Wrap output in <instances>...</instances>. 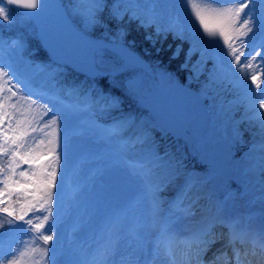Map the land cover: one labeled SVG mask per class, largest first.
<instances>
[{
  "label": "rangeland",
  "instance_id": "1",
  "mask_svg": "<svg viewBox=\"0 0 264 264\" xmlns=\"http://www.w3.org/2000/svg\"><path fill=\"white\" fill-rule=\"evenodd\" d=\"M70 1L80 8V12L86 18L82 22L89 24L87 10L92 7L94 0ZM139 2L148 10L150 18H163L169 25H176L205 37L209 47L219 58L222 68L221 80L233 82L238 88H245L251 84V76L244 79L241 71L230 61L223 40L217 42L198 28L196 12H201L210 24H214L219 21L217 12L235 5L219 2L210 4L208 0H139ZM255 4L257 8L255 15L259 22L264 24V0H255ZM212 9L216 11L213 12ZM8 15L10 22L19 16L17 23L20 27L25 29L32 27V23L19 14ZM0 21L4 23V20ZM245 39L246 56L241 58V63L249 55L261 53L257 60L259 63L264 59L262 47L264 28L257 27L254 34ZM16 53L17 47L10 46V54L14 56ZM95 61L99 69L113 71V76H118L121 80V86L128 84L127 89L135 92L136 97L144 98L149 92L152 79L141 70L127 66L115 54L99 51ZM0 66L10 64L0 58ZM10 68L11 75L15 77L11 83L8 82L9 77H0V146L18 151L20 156L26 155L29 160L36 162L21 165L19 156H11V151L7 154L0 152V181L6 180L10 186L5 189V184L0 183V191L6 192L4 197H0L5 200V204L2 205L10 209L17 208L15 203L19 202V197L30 196L25 192L17 194L11 191L17 187L13 183L15 180L22 184L36 183L41 188L40 182L50 179L47 172L53 170L57 152L60 157L59 165L56 167L57 186H72L67 192H71V198L78 204H73L70 215L64 222L57 225L47 223L45 227L51 231L41 229L37 232L32 229L31 234L28 233L24 238L26 231L16 228L15 234L21 240L15 247H0V257H6L0 259V264H8V261L35 264L32 249L38 239L43 241V235H53L50 243L55 245L56 250H52L48 257L55 255L57 264L61 263L64 254H69L70 258L78 260L77 262L87 264H168L169 249L163 246L159 250L156 248V242L161 234L159 225L164 220L165 227L175 234L177 240L190 238L198 233L205 227H197L201 216L197 211L203 209L202 203L198 204L199 197H204L212 210L209 223L216 219L231 222L235 216L241 222V225H236L237 229L246 233L248 242H256L255 245L259 247L258 242L264 237V230H259L258 227L260 224L264 226V126L258 120L250 118L252 116L250 99L245 116H248L247 119L250 118L251 126L255 127L251 145L259 143L262 146L259 149L255 145L248 152L247 156L251 161L247 165L238 166L226 152L227 144H233L242 138V130L237 124L232 123L231 100H223L222 96L218 95H214V100L210 99L213 105L211 114L215 117L217 125L214 130L211 129L209 135H195L193 139L195 143L201 144V150L216 149L233 170L235 180H239V188H232L230 186L232 182L228 183L229 180H224L218 174H207L202 177L204 180L200 181L199 192L184 188L183 181H167L160 184L153 178L157 184V187H154L149 184L148 176L152 173V177L154 175L157 178L158 164L154 162L156 158L153 157L155 145L124 146V141L111 130L98 127L95 118L89 116L84 122L86 115L62 107L56 100L50 99L43 89H31L30 83L45 80L48 75L49 82L52 81L53 69L50 65L26 66L29 82L27 78L17 76L13 68L11 66ZM5 70L8 71L9 68L5 67ZM132 76L136 79L128 81L129 78H134ZM17 81L20 84H17ZM161 82L164 87H169L171 79L162 74ZM251 86L255 88L254 84ZM261 87H264V84ZM52 89L56 87L52 86ZM14 91L17 92L15 96L12 95ZM200 94L204 98L207 97L205 91H201ZM257 103H264V100ZM84 107L87 106L82 108ZM259 111L264 112V109ZM53 118L58 121L55 125L51 124ZM5 132L9 138H17L16 143L21 146L13 149L12 140L6 142L4 139ZM205 157L207 158V153L204 152L202 158ZM127 158L131 159L134 165H127L125 161ZM10 162L15 174L8 169ZM21 171L26 172L27 176H20ZM34 189L37 188L26 191L32 192ZM162 189L175 192L169 197L168 194L161 193ZM212 192L215 194H211ZM167 196L169 199L164 203ZM154 199L159 202L158 207L154 206ZM32 214L29 213L28 216ZM32 219L34 223H39L42 222L43 216H33ZM170 250L178 261L181 260L184 249L180 248L179 243H174ZM258 250L261 251L260 247Z\"/></svg>",
  "mask_w": 264,
  "mask_h": 264
},
{
  "label": "trees",
  "instance_id": "2",
  "mask_svg": "<svg viewBox=\"0 0 264 264\" xmlns=\"http://www.w3.org/2000/svg\"><path fill=\"white\" fill-rule=\"evenodd\" d=\"M62 1L75 23L86 32L132 47L147 59L154 69L162 70L169 75L173 84L190 80L193 88L205 91L207 96L214 93L225 100H231L232 123L237 124L242 130V138L233 144H227L226 152L238 166L244 167L248 164L250 160L247 155L252 148L251 140L255 127L251 126L250 118L247 119L248 116H245L249 99L247 87L238 88L233 82L221 80L222 68L218 57L209 47L205 37L169 25L163 18H150L148 10L139 0H94L92 7L87 10L89 24L83 23L86 18L79 7L74 6L70 0ZM0 4L11 16L17 14L7 5L6 0H0ZM19 19L18 16L11 22L9 20L0 22V54L10 59L20 72L25 73L27 64L44 66L49 59L40 46L34 29L20 27L17 23ZM14 42L18 45L15 57L10 56L6 50V47ZM53 68L52 83H49L48 79L41 83L48 86L54 84L69 97L89 101L95 99L94 105H98L100 101L106 105L116 103L107 112L102 111L103 117L128 123L125 133L130 142L155 144L156 164L159 166L156 169L158 181L181 180L190 171L195 182L199 183V179L208 171L207 161L201 157L200 147L195 145L193 139L190 137L176 139L157 127L142 107V99L127 89V84L121 86L118 76L88 78L62 66L53 65ZM209 109H212L211 106ZM259 146L261 144L257 145ZM192 176L189 178L192 179ZM231 182L238 185L239 180ZM194 186L195 184H192V187ZM71 187H59L56 184L53 213L48 223L57 225L64 222L70 215L73 204H78L71 198V192H67ZM34 190L32 192L37 193L35 196L19 197V202L15 203L18 207L13 208L16 215L23 214L32 205L38 208L42 203L43 188L41 187L40 191ZM3 207L5 206L0 205V208ZM33 216L32 214L26 218ZM205 216L208 214H203V217ZM8 219L9 217L0 211V224H4ZM15 229L10 232L7 227L0 229V233H3L0 234V242L5 243L7 247H15L18 240L16 238L11 240ZM44 249H47V256L43 254ZM54 249L56 248L52 243L46 244L38 239L32 249L35 264H57L55 256L48 257ZM70 259L69 254H64L60 264H74L73 259Z\"/></svg>",
  "mask_w": 264,
  "mask_h": 264
},
{
  "label": "snow or ice",
  "instance_id": "3",
  "mask_svg": "<svg viewBox=\"0 0 264 264\" xmlns=\"http://www.w3.org/2000/svg\"><path fill=\"white\" fill-rule=\"evenodd\" d=\"M8 3L17 4L27 10H36L41 6L42 0H8ZM208 3L216 4L218 0H208ZM227 3L235 6L226 7L223 8L222 11L217 12L219 21L214 24H210L209 20L206 19L205 15L201 12H196V18L199 21L198 28H201L203 33L214 38L217 42L222 39L230 61L241 71L243 78L247 79L249 75L251 76V84H254L255 88H253L251 84L246 85L247 96L252 101V116L250 118L258 120L260 124L264 126V112L259 111V109H264V103H257L259 100H264V87H261V85L264 84V59H261L259 63H257L258 58L261 57L262 54L256 53L255 55H249L247 59L241 63V58L246 56L247 44L245 38L249 37L250 34H254V30L257 27L264 28V24H261L258 17L255 15V0H227ZM211 11L215 12L216 10L212 9ZM0 19L4 21L10 19L5 7H0ZM13 46L15 47L18 45L14 42ZM262 47H264V45H262ZM5 67H8L9 70L6 71ZM0 77H9V83H11V80L15 79V77L11 75L10 66H0ZM19 83L20 82L17 81V84ZM13 87H15V85H13ZM17 91H20V89H17ZM16 94V91L12 93L13 96ZM57 123L58 121L55 118L51 120V124L55 125ZM117 128H119V125ZM4 139L6 142L9 139L12 140L13 149L21 146L16 143L17 138H9L7 132L4 133ZM10 151L11 156H19L24 164L36 162L29 160L26 155L20 156L18 151L0 146V152L7 154ZM55 161L56 163L53 170L47 172V177L50 179H45L40 182V185L43 187V196L41 197L42 203H40L39 207L37 208L34 205L29 206L27 211L20 215H16L14 209H10L9 207L5 206L0 208V211L9 217L4 224H0V229L7 227L10 232L15 228H19L28 233H31L33 228L37 232L41 229L51 231L50 228L46 229L45 226L50 221L53 213V203L57 184L56 167L60 162L58 152L55 155ZM8 169L15 174L11 162L8 165ZM19 175L27 176V173L21 171ZM28 179H33V177H28ZM0 183L5 184V189L10 187L6 180L0 181ZM13 183L17 185V187L11 189V191L17 194L25 192L26 195L35 196L37 194L36 192L26 191L34 187L37 188V191H40V186L36 183L22 184L19 180H15ZM5 195V191H0V197H4ZM2 204H5V200L0 198V205ZM154 206H159V202L155 199ZM29 213H33V215L37 217L42 215V222L34 223L32 218H26ZM17 221H21L22 223L18 224ZM218 228L222 230L217 231ZM42 239L47 244L53 240V235H43ZM221 241H223L221 248L212 252L213 246ZM174 243H179L184 249L182 258L179 261L172 255L170 250ZM253 243L255 244L256 242ZM247 244L248 238L246 233L237 229L235 221L229 222L216 219L211 221L192 237L180 240H177L175 234L171 233L168 228L165 227L161 230L160 237L156 242V248L159 250V248L163 246L169 249L168 264H251V262L247 260L249 255V251L245 247ZM258 244L261 251L264 252V237H261ZM210 252L211 255H209ZM43 254L47 256V249L43 250ZM252 254L255 253L253 252ZM0 259H6V257H0ZM8 264H17V262L8 261Z\"/></svg>",
  "mask_w": 264,
  "mask_h": 264
},
{
  "label": "water",
  "instance_id": "4",
  "mask_svg": "<svg viewBox=\"0 0 264 264\" xmlns=\"http://www.w3.org/2000/svg\"><path fill=\"white\" fill-rule=\"evenodd\" d=\"M9 5L33 22L40 44L57 63L84 75H107L111 72L97 69L94 63L95 50L106 48L117 53L127 64L153 74L150 64L131 48L78 30L60 0H42L36 10H27L17 4ZM144 107L173 136H183L192 128L202 135L210 132L211 116L203 97L186 85L164 89L155 83L144 101ZM208 164L211 173L219 174L226 180L234 177L215 149L208 152Z\"/></svg>",
  "mask_w": 264,
  "mask_h": 264
},
{
  "label": "bare ground",
  "instance_id": "5",
  "mask_svg": "<svg viewBox=\"0 0 264 264\" xmlns=\"http://www.w3.org/2000/svg\"><path fill=\"white\" fill-rule=\"evenodd\" d=\"M233 218H234V221L236 222L237 225H241V222H239V221L236 219L235 216H233ZM238 227H239V226H238Z\"/></svg>",
  "mask_w": 264,
  "mask_h": 264
}]
</instances>
